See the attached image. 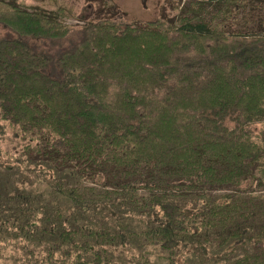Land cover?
Segmentation results:
<instances>
[{
    "label": "trees",
    "instance_id": "obj_1",
    "mask_svg": "<svg viewBox=\"0 0 264 264\" xmlns=\"http://www.w3.org/2000/svg\"><path fill=\"white\" fill-rule=\"evenodd\" d=\"M0 26V264L136 237L139 264H264V0H0Z\"/></svg>",
    "mask_w": 264,
    "mask_h": 264
},
{
    "label": "rangeland",
    "instance_id": "obj_2",
    "mask_svg": "<svg viewBox=\"0 0 264 264\" xmlns=\"http://www.w3.org/2000/svg\"><path fill=\"white\" fill-rule=\"evenodd\" d=\"M158 1L159 0H113V3L119 10L125 12L127 16L147 18L155 14ZM67 22L71 23L74 22V20L67 19ZM7 34L10 33L0 26V36ZM31 44L33 47L38 48V50L47 52L54 51V47L49 46L46 41L34 40L31 41ZM8 134L10 133H7L4 139L0 138V157L4 158V160L6 161H12L8 160L7 158H10L8 157V155H11L13 158L15 149L12 147V145L14 144V140L10 141L7 138L9 137ZM261 188L262 186H259L258 184L253 185L254 190H259ZM121 219L130 222L136 232L139 231L142 227L140 221H137L136 218L130 219L128 215H125ZM135 244H138L137 237L133 239V242L131 243L129 248H124L118 251L117 259L119 264H139L141 262V259H138L140 252H138V250L136 249L137 247L135 246ZM132 253L135 254L134 257L132 256ZM156 253H158L157 250H155L150 255L151 259L153 260V262L162 263L163 261L157 257Z\"/></svg>",
    "mask_w": 264,
    "mask_h": 264
}]
</instances>
